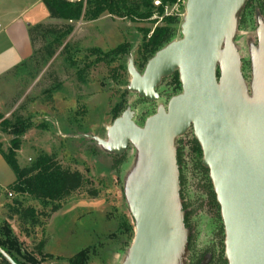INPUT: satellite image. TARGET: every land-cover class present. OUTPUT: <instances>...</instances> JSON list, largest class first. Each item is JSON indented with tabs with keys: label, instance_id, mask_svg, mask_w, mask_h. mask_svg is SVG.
Masks as SVG:
<instances>
[{
	"label": "rangeland",
	"instance_id": "1",
	"mask_svg": "<svg viewBox=\"0 0 264 264\" xmlns=\"http://www.w3.org/2000/svg\"><path fill=\"white\" fill-rule=\"evenodd\" d=\"M161 2L154 1V14L149 19H122L104 14L94 21L82 19L74 22L73 33L62 41L56 55L46 65L39 67L34 61H29L34 55L32 48V55L24 61L27 62L25 66L21 63L0 77L1 148L7 152L12 139L17 137L22 142L18 152L21 167L32 165L39 154L45 153L64 168L81 172L88 181L62 201V208L55 213L51 212V203L18 194L10 196L8 187H0V222L7 221L22 247L43 260L42 264H68L71 257L92 246L99 249V255L92 257L88 264H123L128 255L132 244L125 253H121L117 244L107 247L102 243H112L110 236L115 233L120 234L126 243L128 236L120 227L125 223L134 224L125 190L136 169L138 152L129 147L120 166L123 174L119 178L115 169L116 155L107 153L91 137L107 140V129L115 121L112 110L125 91L128 92L125 111L130 109L134 112V120H138L139 126L143 127L152 116H143L150 112V104L127 90L132 80L128 68L133 62L137 69L140 62L138 51L145 33L149 32L147 35L151 36L156 28L163 27L164 17L178 18L183 24L187 0L167 4L162 12ZM39 23L56 25L61 30L65 24L48 17L43 0H0V58L16 52L20 56L28 54L31 48L29 29ZM258 28L257 22L253 33L237 31L235 34L234 45L240 57L242 74L248 61L251 65V56L256 51ZM179 39L180 36L176 40ZM127 44L131 48L124 62L118 60L110 67L95 64L86 68L95 59L90 52L99 50L106 54ZM41 46L42 43L37 41L36 48ZM243 77L250 88L252 69L249 80ZM172 98L156 102L155 114L159 107L167 108ZM4 121L11 124L22 122L28 130L19 136L11 134L10 130L4 131ZM0 163H3L0 165L1 183H7L9 176L16 178L1 155ZM90 190H96L98 197L92 198ZM16 200L21 201L24 208H35L38 213L36 225L13 215L11 207ZM180 206L183 208V201ZM212 219V214L205 208L194 219L199 248L213 239ZM188 233L190 236L192 230L188 229L186 235ZM41 243H44L42 256L37 254ZM187 255L185 249L179 257L180 264H187Z\"/></svg>",
	"mask_w": 264,
	"mask_h": 264
},
{
	"label": "water",
	"instance_id": "2",
	"mask_svg": "<svg viewBox=\"0 0 264 264\" xmlns=\"http://www.w3.org/2000/svg\"><path fill=\"white\" fill-rule=\"evenodd\" d=\"M247 1L187 0L181 39L160 50L143 73L133 62L128 68L132 80L127 90L140 98L158 102L157 88L175 72L182 93L167 108L159 107L143 127L127 109L107 129V140L91 137L116 156L130 146L138 152L125 190L135 236L123 264H180L187 251L176 141L190 129L221 207L225 259L229 264H264L263 19L258 18L250 88L234 45Z\"/></svg>",
	"mask_w": 264,
	"mask_h": 264
},
{
	"label": "trees",
	"instance_id": "3",
	"mask_svg": "<svg viewBox=\"0 0 264 264\" xmlns=\"http://www.w3.org/2000/svg\"><path fill=\"white\" fill-rule=\"evenodd\" d=\"M155 0H43L49 13V17L54 20L64 21V29L52 24L39 23L29 29V36L34 55L29 61H34L39 67L46 65L57 53V49L62 45V41L70 36L74 31L72 23L80 20L94 21L102 15L107 14L118 18H140L149 19L154 14ZM178 0H162L161 12L165 5H174ZM258 16L264 19V0H248L245 7L239 14L237 31L245 34L253 33L257 28ZM165 25L156 28L151 36L146 32L143 43L139 49L140 62L137 63V70L143 73L148 62L168 44L175 41L181 35L182 22L175 17H164ZM37 41L42 43L40 48H36ZM130 46L120 45L109 53L103 54L99 50L90 52L94 62H90L86 68L95 64H104L107 67L114 62L124 60L130 53ZM27 62H23L25 66ZM123 65H121V69ZM125 69V68H124ZM243 75L247 80L250 78L251 65L248 61L243 68ZM219 76V73H218ZM120 77V76H119ZM116 79V78H115ZM160 101H168L182 93V84L178 72L163 80L157 88ZM125 91L120 102L112 110L113 118L116 120L127 108ZM143 102H148L151 106L150 112L143 114L149 117L155 114L156 102H150L140 98ZM1 119V116H0ZM139 125L138 120H134ZM4 131L10 130L11 134H24L28 127L22 122L11 124L4 121L2 124ZM22 142L16 138L12 139L11 146L6 152L0 146V155L9 165L16 175V180L8 186V193L20 196H28L32 199L53 204L52 213L58 212L61 202L68 199L71 195L79 191L88 182L84 175L77 170L64 168L54 157L45 153L39 154L36 161L28 166L21 167L18 162V152L21 150ZM177 163L180 171V198L183 201V211L185 212V226L192 230L188 238L187 245V264H228L225 259V228L221 217V208L217 202L213 184L210 179L209 170L202 165L203 153L200 144L194 136L193 129H190L183 137L177 139ZM129 149V148H128ZM123 156H116L117 175L120 178L123 174L120 166ZM1 193V192H0ZM92 198L98 197L96 190H90ZM12 213L21 220L29 221L32 225L38 223V213L33 207L24 208L22 202L16 200L13 204ZM207 209L213 216V239L208 245L197 247L196 221L194 220L198 212ZM49 217V215H46ZM123 233L127 234L126 243L121 240L120 234H112V243L118 246V251L125 253L130 247L135 236V225L125 223L120 227ZM119 230V231H120ZM101 245V246H102ZM100 246V245H99ZM44 243L38 247L37 254L43 255ZM0 249L9 256L16 264H42L35 254L25 250L17 235L7 221L0 222ZM99 255V249L88 247L80 251L68 260V264H88L92 257ZM209 257V258H208ZM0 264H10L7 259L0 254ZM43 259V258H42Z\"/></svg>",
	"mask_w": 264,
	"mask_h": 264
},
{
	"label": "crops",
	"instance_id": "4",
	"mask_svg": "<svg viewBox=\"0 0 264 264\" xmlns=\"http://www.w3.org/2000/svg\"><path fill=\"white\" fill-rule=\"evenodd\" d=\"M47 10V9H46ZM48 13V11H47ZM48 17H49V13H48ZM31 42V41H30ZM30 51L28 54L24 53L23 55H17L18 52H16L15 54L11 55V56H7L6 58H0V77L7 74L8 72L12 71L13 69H15L16 67H18L19 64L23 63L26 59H28L31 55H32V45H30ZM0 165H3V163H0ZM5 174L9 175V172H4ZM11 175V174H10ZM16 180V178H11L9 176V180L7 181V183H1L0 181V187H8L9 185H11L14 181Z\"/></svg>",
	"mask_w": 264,
	"mask_h": 264
},
{
	"label": "built area",
	"instance_id": "5",
	"mask_svg": "<svg viewBox=\"0 0 264 264\" xmlns=\"http://www.w3.org/2000/svg\"><path fill=\"white\" fill-rule=\"evenodd\" d=\"M9 195H10V196H12V194H11V193H10Z\"/></svg>",
	"mask_w": 264,
	"mask_h": 264
}]
</instances>
